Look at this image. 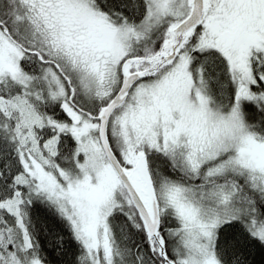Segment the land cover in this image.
Segmentation results:
<instances>
[{
    "label": "snow or ice",
    "instance_id": "snow-or-ice-1",
    "mask_svg": "<svg viewBox=\"0 0 264 264\" xmlns=\"http://www.w3.org/2000/svg\"><path fill=\"white\" fill-rule=\"evenodd\" d=\"M0 264H264V0H0Z\"/></svg>",
    "mask_w": 264,
    "mask_h": 264
}]
</instances>
